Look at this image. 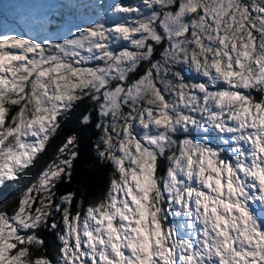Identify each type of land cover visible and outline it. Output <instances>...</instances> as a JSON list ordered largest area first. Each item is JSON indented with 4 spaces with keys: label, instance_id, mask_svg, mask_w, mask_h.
Masks as SVG:
<instances>
[{
    "label": "snow or ice",
    "instance_id": "6c2138e0",
    "mask_svg": "<svg viewBox=\"0 0 264 264\" xmlns=\"http://www.w3.org/2000/svg\"><path fill=\"white\" fill-rule=\"evenodd\" d=\"M39 7L0 25V264H264V0Z\"/></svg>",
    "mask_w": 264,
    "mask_h": 264
},
{
    "label": "rangeland",
    "instance_id": "374dc122",
    "mask_svg": "<svg viewBox=\"0 0 264 264\" xmlns=\"http://www.w3.org/2000/svg\"><path fill=\"white\" fill-rule=\"evenodd\" d=\"M63 2V0H0V25L8 28L27 27L29 24L38 23L39 17L53 11L51 8L39 7ZM65 12L68 10L65 9ZM77 18L85 19L83 10H77Z\"/></svg>",
    "mask_w": 264,
    "mask_h": 264
},
{
    "label": "trees",
    "instance_id": "16d2710c",
    "mask_svg": "<svg viewBox=\"0 0 264 264\" xmlns=\"http://www.w3.org/2000/svg\"><path fill=\"white\" fill-rule=\"evenodd\" d=\"M78 115H79V112L75 113L73 115V117L69 118V120L65 124L66 131L75 128L74 119H75V116H78ZM61 135L63 136L64 133H62ZM60 143H61V139H59V138L53 142V147H51L49 149V155H51V153L54 151V148L56 146H58ZM90 145H91V140L87 136L83 137L82 141H81V152L84 153V152L88 151V148L90 147ZM86 146H88V147H86ZM43 163H44V160L42 159L40 161V164H43ZM87 164H91L95 168V175H94L93 179L95 181V185H96L97 191H98L99 189H102L106 184V178L104 175V170L102 167L99 166V164H97V162L94 160V158L91 154H89L88 159L84 165L85 169L87 168ZM38 167H39V165H38ZM46 240H47L48 254L50 256H53L55 253V241L51 236H48L46 238Z\"/></svg>",
    "mask_w": 264,
    "mask_h": 264
},
{
    "label": "water",
    "instance_id": "95a60500",
    "mask_svg": "<svg viewBox=\"0 0 264 264\" xmlns=\"http://www.w3.org/2000/svg\"><path fill=\"white\" fill-rule=\"evenodd\" d=\"M2 13H0V17H1Z\"/></svg>",
    "mask_w": 264,
    "mask_h": 264
}]
</instances>
